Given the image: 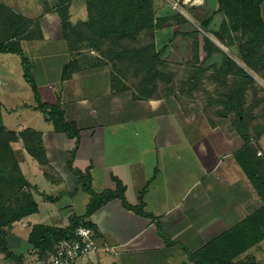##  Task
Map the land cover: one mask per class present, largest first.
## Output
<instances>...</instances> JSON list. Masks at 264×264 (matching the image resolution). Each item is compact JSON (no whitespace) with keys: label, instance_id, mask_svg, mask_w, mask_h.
Instances as JSON below:
<instances>
[{"label":"crops","instance_id":"crops-1","mask_svg":"<svg viewBox=\"0 0 264 264\" xmlns=\"http://www.w3.org/2000/svg\"><path fill=\"white\" fill-rule=\"evenodd\" d=\"M70 1L71 19L76 14L81 19L87 18L86 0ZM59 2L0 0L39 22L41 38L22 39L20 45L32 63V75L42 101L60 103L66 120L74 121L80 130L73 168L83 172L89 169L92 187L97 192L115 189L113 178L120 179L126 186V198L133 205L138 204L144 192V210L154 216L136 213L125 207L120 198L109 201L90 220L100 234V242L115 246L116 251L92 253L79 264H196L204 259L215 264L222 260L226 264L249 261L264 264V238L232 256L248 242V236L222 237L233 227L248 223L247 217L264 205L235 157L243 147L241 140L235 136L234 140L230 136L210 139V132L215 128L196 124L194 116H187L179 104L174 105L177 95L135 99L131 90L122 89L126 84L122 77L115 79L118 86L114 88L113 64L98 48L83 47L78 51L82 54L77 55L69 47L60 15L54 9ZM163 29L157 33L164 32ZM66 64H71L70 75L62 79ZM0 68L9 69L5 80L0 76L5 127L42 132L49 161L48 165H41L20 140L12 144L20 168L26 179L38 188L35 199L45 197L47 192L28 179V172L42 175L50 185H59L60 191L69 195L64 219L54 217V225L65 227L69 224V221L65 223V217L82 215L91 199L90 194L76 185V175L69 166L75 139L54 130L42 111L35 108L36 99L21 104L12 102L22 96L23 83L19 86L17 82L23 79L22 82L28 83L18 54L0 52ZM22 109L41 112V125L20 120ZM81 192L86 195L78 202L76 198ZM38 205V212L15 222L8 233L10 251L23 254L25 262L30 253L31 228L42 224L30 219L39 213ZM78 205L79 213L76 212ZM253 223H258L255 229L263 230L264 215ZM222 249H228L229 254L223 255ZM38 263L40 260L33 264ZM0 264L19 262L0 252Z\"/></svg>","mask_w":264,"mask_h":264},{"label":"trees","instance_id":"trees-1","mask_svg":"<svg viewBox=\"0 0 264 264\" xmlns=\"http://www.w3.org/2000/svg\"><path fill=\"white\" fill-rule=\"evenodd\" d=\"M67 1L69 0H60L54 9L61 17L63 36L69 47L75 50L77 55L84 46L95 47L112 64L116 65L118 61L125 62L127 64L125 71L133 70L132 77L136 81L131 85H123L122 89L131 90L135 99L156 97L159 81L166 77L159 67L162 61V49L157 48L154 33L172 18L177 19L179 23L187 22L185 16L181 13L168 15L170 12L174 13L171 7L163 11L161 15L156 4L157 0H86L87 20L74 24L68 12L70 2L65 3ZM217 2V9L200 24L205 31L213 33L221 44L228 47L241 62L234 60L206 34L203 35V48L207 53L205 59L208 60L215 53L221 54L220 63H214L211 67L218 80L220 78L224 85H227V91L223 94L224 99H221L226 108L222 116L227 115L229 111L237 113L239 121H236L235 125L244 143L243 147L235 153V157L264 201V158L257 156V149L247 136L246 118L240 121V117H244L242 102L247 96L248 87L256 83V76L264 81V19L261 8L264 0H217ZM217 14L222 15L219 27L214 24ZM195 32L199 34L200 30L196 29ZM143 33L151 35V41L137 44ZM34 38H41L39 22L0 3V52H11L20 56L24 77L35 94L37 101L35 108L42 111L45 119L53 124L56 132L75 139L69 166L77 176V185H81L80 188L91 195L85 212L82 215L71 216L67 226L48 224L32 226L28 237L30 253L36 255L37 261H44L55 251L58 243L74 239L79 226L91 227L99 237L100 234L90 217L115 198H120L125 207L140 215L152 218L154 216L144 210V192L141 193L138 204L133 205L128 202L125 196L126 186L120 179L113 178L116 182L115 189L97 192L92 187L89 169L83 172L73 168V161L79 147L80 130L74 121L66 120L60 103L50 104L42 101L32 75V63L20 45L22 39ZM236 41H240L237 46L234 45ZM195 53L197 57V45H195ZM70 66L71 64L64 66L62 79L69 77ZM121 77L122 75L114 71L112 79L114 88L118 86V84L115 85L117 83L115 79L121 80ZM20 140L26 151L41 165L49 164L42 132L31 128L21 131L7 129L3 122L0 102V252L5 253L6 257L15 258L19 264H33L26 263L23 254L16 255L10 251L8 243V233L13 224L39 210L34 196L38 188L24 176L12 145ZM44 196L48 200L55 199L51 195ZM261 215H264V205L247 217L248 223L237 225L222 235V237L233 238L239 235L248 236V242L244 243L232 256H236L264 238V228L258 231L255 229L258 223H253ZM222 250L223 255L229 254L228 249ZM196 264L215 263L213 261L209 263L204 259L198 260ZM217 264H226V261L222 260ZM237 264L255 263L249 261Z\"/></svg>","mask_w":264,"mask_h":264},{"label":"rangeland","instance_id":"rangeland-1","mask_svg":"<svg viewBox=\"0 0 264 264\" xmlns=\"http://www.w3.org/2000/svg\"><path fill=\"white\" fill-rule=\"evenodd\" d=\"M68 2H70L68 12L70 13V16H72V4L70 0L67 1V3ZM217 3V0H202L200 3L196 0L156 1L161 15L163 11L168 9V7H171L174 10V13L170 12L168 15L173 16L176 13H181L184 16L186 15L185 18L187 19V22L179 23L177 19L172 18V20L166 21L165 23L167 24H164L163 27L156 29L154 33L156 46L159 50L162 49V61L159 67L162 69V72L166 77L165 79L159 81V90L161 91H158L156 96H160V94L166 96H169L170 94L177 95V104L174 105H180L187 116H194V122L196 124H205L206 126L209 124L212 128H215L214 132H210V139L214 138L216 140H220L225 136H230V138L234 140L233 137L235 136L238 141L241 140V143H244V139L238 133L235 125V122L239 121L237 120V113L235 111H229L227 115L222 116V113L226 110V108L221 102V99H224L223 94L227 91V85L225 86L220 78L218 80L211 67L214 63H220L221 54L215 53L208 60L205 59L207 53L203 48L204 34L208 35L221 49L231 55L234 60L238 63L241 62L228 47L221 44L213 33L205 31L200 24L202 20L207 19L217 9ZM261 8L264 19V2L261 4ZM221 18L222 15H216L214 24H217V27L220 25ZM82 20H87V18L83 17V19H81L76 14L74 15L72 23L75 24ZM160 29H163L164 32H159L158 34L157 31ZM196 29L200 30L199 34L195 32ZM149 41H151V35L141 34L138 40L139 43L137 44H145ZM239 43L240 41H236L234 45L237 46ZM195 45H197L198 50L197 57L195 56ZM81 54L82 52L78 53V55ZM97 59H99V57H97ZM126 67L127 64L122 61H118L116 65L113 64V70L118 72L119 75H122L123 82L127 85H131L136 81V79L132 77L134 71L130 70L129 72H126ZM7 71H9L8 68H0V76H2V80H5L4 77L8 75L6 74ZM229 79L232 80V78ZM22 81L23 79L21 82H17V85L19 86L23 83V88L20 90V95H22L20 98L21 100L19 99L16 101V99H14L15 101L13 100L12 102H20V104L21 102H34L35 94L32 88L28 86V83ZM115 85H117V83ZM176 91L180 94L176 93ZM242 108L244 117L241 116L240 121L242 122L244 118H246L248 126V133L246 132L247 136L251 140V144L257 149V156L264 158V81L259 77L256 76V83L248 87L247 96L242 102ZM19 114L21 115L20 120L32 122L37 126L41 125V112L22 109ZM7 126H11L9 122L7 123ZM258 152L261 153L259 154ZM27 177L32 183H38L41 185L47 194H50L52 197H59L54 200H48L45 197H37L36 200H38V203L40 204V211L30 219L37 220L39 223L48 225L56 224L54 221L55 216L63 220L64 215L66 214L64 211L65 205L70 202L69 195L65 192H61L59 185H50V183L42 175L34 176L28 172ZM74 179H77V177L75 176ZM70 185H72V181H70ZM78 186L81 187L79 184ZM71 187L69 186L70 190ZM96 188L98 189L99 187ZM82 195L86 194L82 192L79 193L76 198L78 199V202H81V199L85 197ZM80 210L81 209L78 205L76 212L79 213L81 212ZM68 221V217H65V223ZM25 233L26 231L21 234L23 235ZM27 246L28 245H26V247ZM112 247L114 250L111 251H116V247ZM21 249L24 253V247ZM30 254H28V257L26 258V263H35L36 257H29Z\"/></svg>","mask_w":264,"mask_h":264},{"label":"built area","instance_id":"built-area-1","mask_svg":"<svg viewBox=\"0 0 264 264\" xmlns=\"http://www.w3.org/2000/svg\"><path fill=\"white\" fill-rule=\"evenodd\" d=\"M75 234L74 239L58 243L55 251L40 264H79L92 253L114 250L112 246L101 243L100 236L91 227L79 226Z\"/></svg>","mask_w":264,"mask_h":264}]
</instances>
